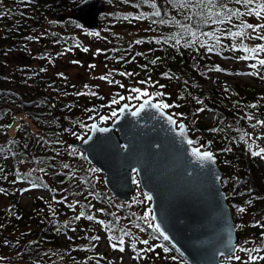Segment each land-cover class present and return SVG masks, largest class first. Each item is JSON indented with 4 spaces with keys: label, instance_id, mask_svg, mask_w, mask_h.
<instances>
[{
    "label": "trees",
    "instance_id": "obj_1",
    "mask_svg": "<svg viewBox=\"0 0 264 264\" xmlns=\"http://www.w3.org/2000/svg\"><path fill=\"white\" fill-rule=\"evenodd\" d=\"M37 1V5L32 1L35 4L31 6L33 18L43 7L67 6L75 0ZM114 1L108 0V3ZM186 2L188 6L181 7L178 0H142L130 10L104 11L99 20L100 26L108 30L104 34L106 48L102 49L104 53L95 64H101L111 54L113 63L110 62V67L125 69L128 77H141L142 82L151 80L156 87L154 96L169 105L170 111L186 119L194 140L212 146L222 166L223 186L241 234L238 248L247 251L244 263L264 264L262 259H248L250 256L264 257L263 172L256 162L258 155H252L259 151H255L251 140L248 142L245 128L237 120L240 111L264 110L260 97L264 85L246 87L239 81L232 87L225 81L227 75L240 68V63L260 65L264 50L258 46L264 45V39L260 38L264 36V28L253 30L240 28V25L242 22L264 25V18L246 14L233 16L229 21L228 10L238 8L245 12L244 6L236 0H214L212 4L207 0L204 4L198 0ZM143 6H147V10ZM27 11V8L16 10L11 3L5 7L0 0V17L5 15L7 25L5 30H0V264H116L110 254L115 248L113 245L117 244L131 246L130 255L136 264H194L173 242L154 230L156 225L152 218H142L132 211L127 200L118 201L111 191L102 188L98 192L96 178L80 174L78 182L85 188L76 193L65 187L67 181L59 179L60 175H67V171H79L63 161V155L68 151L77 159L80 150L66 138L77 136L80 128H87L92 117L73 115L79 108L76 102L82 101L81 96H76L80 91L78 86L82 89L84 86L57 79L60 66L53 68L57 84L52 86L47 80L50 69L46 57L55 55L52 51L54 41L31 47L29 51L26 47L20 48V45L26 46L37 39L31 36L25 42L35 29L28 23L29 19L23 22L22 15ZM156 11L160 16L154 14ZM161 20L165 23H160ZM127 28L134 32L133 35L126 32ZM236 31H242L244 35H228ZM57 36L63 38L61 33ZM63 42L66 41L57 39V44ZM5 44L20 48V55L5 56ZM26 57L28 61L23 60ZM53 62H59L57 55ZM260 66L264 68V65ZM221 72L224 75L218 77L219 81L211 86L205 84L211 75L217 77ZM45 76L46 80H43ZM67 86L76 87L70 91ZM202 107L212 109L215 119L213 123L197 127ZM116 108L119 105L107 112L106 117H111V111ZM79 154L84 156L83 150ZM51 177H54L55 188H51L49 197L31 193L30 203L22 202L20 193L26 188H23L26 179L31 185L27 187H51L48 180ZM70 177L71 174L68 179ZM246 215L251 218L248 220ZM89 216L93 219L89 220ZM93 220L99 226L93 227ZM76 223L82 232L78 239L72 240L71 229ZM102 232L108 238L105 250L99 249ZM63 233L66 238L61 237ZM150 233L156 237L153 241L146 239L145 234ZM138 238H142L140 242ZM247 238H252L255 245ZM144 239L148 244L143 243ZM135 245L139 250L133 252ZM162 247L169 250L165 252ZM74 252L77 256L72 257ZM232 256H238V252ZM235 260L222 257L223 264H234Z\"/></svg>",
    "mask_w": 264,
    "mask_h": 264
},
{
    "label": "water",
    "instance_id": "obj_2",
    "mask_svg": "<svg viewBox=\"0 0 264 264\" xmlns=\"http://www.w3.org/2000/svg\"><path fill=\"white\" fill-rule=\"evenodd\" d=\"M104 5L103 0L78 1L72 6L73 14L94 26ZM145 100L149 105L160 104L152 95L143 96L135 106L124 100L120 108L127 107L110 123L93 120L91 126L95 124L96 129L90 126L87 135L71 142L104 170V181L121 199L130 196L136 174L150 194L153 221L193 263L222 264V256L236 251L240 233L217 156L211 147L189 144L188 124L166 108L146 105L139 115H132ZM194 148L201 154L211 153L212 159L199 158Z\"/></svg>",
    "mask_w": 264,
    "mask_h": 264
},
{
    "label": "rangeland",
    "instance_id": "obj_3",
    "mask_svg": "<svg viewBox=\"0 0 264 264\" xmlns=\"http://www.w3.org/2000/svg\"><path fill=\"white\" fill-rule=\"evenodd\" d=\"M32 1H36L35 4L38 3L37 0H3V3L5 4V7H7L8 4L11 3L14 9L16 8V10H18L19 8V10L23 11L25 8H27L28 13L22 15L23 22H26L27 19H29L28 23H32L35 26V29L33 30L34 33L28 36L29 38L27 37L25 38V42H28L31 36L37 37V39L35 38L34 40H31L30 42L25 44L26 46L20 45V48L26 47V50L28 49V51L30 50L31 47L37 48L43 45V44H40L41 42L40 43L38 42L39 41L38 39H41L42 35L44 36V38H46L47 41L51 40L52 42V39H53L54 42L56 43L54 45L55 48H59L60 43L57 44L58 36L56 34L54 35L53 33H55L56 31L60 32L59 29L61 30V32L68 33L69 29L71 28L72 32L74 33V36H73V41H72L73 43L70 44V49L63 48V50L61 51V54L57 56L59 60L57 64H55L54 62L52 63V59L48 55L46 57V60H47L46 65L50 69V74L47 75V80H49V82L52 83V86H55L57 84V82L55 81L56 74L53 72V68L57 66H65L67 75L64 74V78L67 79L69 82H74V83L78 82L84 86L83 89L80 86H78L80 91L78 95L76 94V96H81L82 101H77V102L75 101L79 108L74 110L73 115L82 114L84 116L85 114H88V115H91L92 118L99 119V116L102 115L101 113L103 111L109 112L116 106V104L117 105L119 104V101H121L120 100L121 92L124 93L123 99L128 100L129 98L130 102H132V104H135L141 98L144 92H141V91L133 92L134 94H131L132 93L131 89L133 90L134 87L135 89H139L140 85L147 86L146 83L149 82L150 83L148 84L149 93H151V91L153 90H156V87L153 85V82L151 80L146 79L147 82H141L140 81L141 77L140 78L139 77H135V78L128 77V75L126 74L128 72H126L125 69H121L120 67L116 68L114 66L110 67V62L113 63L111 54H109V56H107V58H105L104 61L101 62V64L94 63L95 60L100 55H102V53H104L98 50V47L101 46V49L106 48V41H105L104 34L105 33L107 34L108 30L105 29L103 25L100 26L97 30H92V32L86 31L84 29V25L82 29V24L81 23L78 24L76 21L72 19L73 16L71 17L73 10H71L70 7L73 2L71 4H66L67 6L63 5L61 7L48 5V7H43L40 9V11H37L38 13L36 14L35 18H33L34 8H32L31 6L32 5L35 6V4H33ZM139 1L140 0H125V2H123L122 0H115L114 2H111L108 4L106 3V9H108L109 12H112L115 9V7H118V6L124 9H129L132 3H136ZM143 8L147 10V6H143ZM61 9H64L65 11H67V14L64 16V18H62V20H59L57 18V14L61 12ZM4 16L5 15H1L0 17V30L1 29L5 30L7 27V25L4 22V18H5ZM67 24L68 26H66ZM116 28L120 29V27H116ZM120 30L122 31V29ZM48 31L51 34H48L47 33ZM126 32L132 35L134 33L131 29H128V28L126 29ZM74 39H80L82 40V42H86L87 45L84 46V48H82ZM134 45H137V44H134ZM5 46H6L5 56L9 57L10 55L12 56L20 55V52H19L20 48L15 47L13 45L8 47V45L6 44ZM79 49L82 50L83 55H80V53H78ZM85 49H87V51H85ZM124 51L126 52L127 49L124 48ZM226 59L230 60L229 58H226ZM23 60L28 61L29 58L26 57ZM127 61L131 63L129 59H127ZM239 66L242 68L241 72L240 71L238 72L236 70L233 73H230V75H227L226 77L225 81H227L232 87L237 85L239 81L244 83L246 87L248 85L261 84V83L262 85H264V68L254 67L251 71H249L247 69V66L244 65V63H240ZM61 73L62 72L58 71V74H61ZM222 75H224V73L222 72L219 73L217 77H215L214 75H211L205 84L211 86L216 81H219L218 77ZM43 80H46V76L45 78H43ZM39 82H40V79H39ZM75 87L67 86V89L71 91ZM260 97L264 102V92H263V95ZM114 100L117 102L112 103V101ZM199 112H200L199 113L200 116L197 118V123H198L196 125L197 127H199L203 123H206V124L208 122L213 123L215 119V115L212 109H210L209 107H202L200 108ZM85 116L88 117L87 115ZM237 120L242 122L245 128L246 134H247V139H249L248 142L250 140L253 142L255 151H258L257 146L264 148V124L257 123L258 121H264V110H261V109L258 110L255 108H251L247 110L246 112L245 110L240 111V113L238 114ZM86 129H89V128L78 129L79 131L78 135L73 136V137L81 136L82 135L81 132L85 131ZM37 131L43 133V130L41 129H37ZM69 138L71 137L66 138L68 142H69L68 140ZM81 150L82 149L80 148L79 152ZM78 153H77V159H74L70 151H68V153L63 155V161L65 163H68L69 166L73 165L79 169V171H72V172L67 171L68 172L67 175L64 174V175L59 176L60 180L67 181L68 184L65 187L69 188L72 193L78 192L80 188H85L84 185L78 182V180L80 179V174H83V175L91 176L92 179L96 178L94 180L96 181L98 192H101L102 188H104L107 192H110L105 181L103 180V170L95 166L93 163L92 165H90L89 162L91 160H88V158L85 156V153H84V156L83 154L78 155ZM258 158L259 159L256 160V162L260 164V167H261L260 170L263 172V173L261 172L263 174L261 175V177L263 179L264 178V155H258ZM60 164L61 163H59V165ZM69 174H71V177L68 179ZM53 178L54 177H51V179L48 178L49 184H51V187L50 186H38L37 188H34V187L31 188L34 190H30L29 188H27L21 191L20 196H21L22 202L25 203V205L29 204L30 200L33 197L31 193H35V194L40 193L42 195H45L46 197H49L51 195L52 189L55 188L54 183H52L54 182ZM135 179H136V185L134 189H132L130 196L124 200L128 201V204L130 207H132L133 212H137V214H139L142 218L149 220L150 218H152V214H151L152 211L149 205L151 200L147 198L149 196V192L147 190H143L138 178H135ZM27 180L28 179H26L25 181ZM114 196L117 198L118 201H124L118 198L115 193H114ZM232 212L234 216L233 207H232ZM69 214L72 215V213L70 212ZM246 217H248V220L251 218L248 215H246ZM246 217H245V220H246ZM91 224L93 225V227L99 226L98 222L95 220L91 221ZM75 225L76 226L71 229L73 231L71 232L72 236L74 237L72 240L78 239L80 233L82 232V228H79V223H76ZM145 235L148 241L150 240L153 241V239H156V237L152 235V233L145 234ZM261 236L263 235H260V237ZM61 237L66 238L65 233L61 234ZM68 237H71V235L69 234ZM99 238L101 239V242L99 244V249L105 250V248L108 247L107 245L108 238L106 237V233L102 232ZM141 239L142 238H138L139 242L141 241ZM248 239L251 244L255 245V241L252 238H247V240ZM125 243L128 244L129 242L126 240ZM130 247L131 246L129 244L128 246L126 245V247L124 248L121 247L123 251L120 250L121 249L120 247L118 246L115 247L110 254V256L112 257V260H114L116 264H136V261L130 255L131 253L129 250ZM132 248H133V245H132ZM242 248L243 247L238 248L237 246L236 251H234L235 253L238 252V256L241 258L239 261L235 260L234 264H258V263H253V262L244 263L246 259L244 258V256L246 254L245 252L247 251L242 250ZM162 249L164 250L163 247ZM138 250H139L138 245H135L132 251L134 252ZM71 256L72 257L77 256V253L74 252Z\"/></svg>",
    "mask_w": 264,
    "mask_h": 264
},
{
    "label": "snow or ice",
    "instance_id": "obj_4",
    "mask_svg": "<svg viewBox=\"0 0 264 264\" xmlns=\"http://www.w3.org/2000/svg\"><path fill=\"white\" fill-rule=\"evenodd\" d=\"M88 2H89V0H81V3H83V4H87ZM145 2H148V0H145ZM178 2H179V4H180L181 7H187L188 6L186 0H178ZM198 2L200 4H204L205 3V0H198ZM213 2H214V0H207V3L208 4H212ZM236 3L244 6L245 12H241L240 9H238V8L237 9L228 10L226 12V16H227V19L229 21L231 20V18L233 16H243V15H246V14L247 15H253L254 14L257 17L264 18V0H236ZM252 5H256V6L255 7H251ZM153 6H155V5H153ZM221 7L222 8H225V9L227 8L226 5H221ZM210 11L211 10L209 9V12ZM154 14L156 16H160V12L159 11H156ZM204 22L206 23L207 21H204ZM216 22L217 21H213V23H216ZM219 22L222 23L223 20H221ZM160 23H165V21L164 20H161ZM240 28H248V29L255 30L257 28H264V25H253V24H250V23H244V22H242L241 25H240ZM228 35L235 36V37H240V36H243L244 33L242 31H236V32L228 33ZM260 38L261 39H264V36H261ZM178 42L179 41H177V43ZM258 48L260 50H264V45H259ZM208 50L211 51L212 49L209 48ZM85 51H87V49H85ZM245 51H247V49H245ZM244 59H247V57H244ZM259 64L260 65H264V60H259ZM253 67H256V65H253ZM132 91H134V92H140V89H133ZM143 95H148V93L147 92H144ZM157 95H161V94L160 93H157ZM121 99H123V97H121ZM116 102L117 101H115V100L112 101V103H116ZM146 105H148L150 107H157V108H161V107L162 108H168L169 107V105H167V104H162V105L161 104L149 105V102L147 100H145L144 104H142L139 109H137L135 112H133L132 115H134V116L139 115L140 110L143 109ZM126 107L127 106L125 105V107L120 108L119 111L120 112H123ZM116 115H117V112L116 111H113L112 112V116L115 117ZM169 120H171V117H169ZM257 123L264 124V121H258ZM91 127L94 130L96 129V125L95 124H93ZM98 130L101 131V132L108 131L107 128H100ZM180 134L181 135L184 134V128H183L182 125L180 126ZM90 138L91 137H89V139ZM188 143L191 144L193 142L191 140H189ZM193 153L196 154L199 158L204 159V160H211L212 159V154L209 153V152H204V153L201 154L200 151H199V149H195L194 148L193 149ZM252 155L253 156H256V155H264V148L260 149L259 152H252ZM147 198L148 199H151L150 196H148ZM243 210L244 209H240V211H243ZM81 215H83V213H81ZM77 219H79V217H77ZM88 219L91 220V219H93V217L92 216H89ZM149 226L151 227L152 225H149ZM154 230L157 231V232H161L159 225H156ZM161 235H163V238L165 240H168L169 239V237L167 235L163 234L162 232H161ZM96 239H98V237ZM121 243H123V241H121ZM143 243L144 244H148V241L147 240H144ZM113 247H116V245H113ZM120 250L123 251L122 248ZM149 250H151V249H149ZM168 250H169L168 248H165L164 249L165 252H167ZM221 255H223V253H221ZM172 258L175 259V257H172ZM228 258L229 259H236V260H240L241 259L239 256H230ZM257 259L264 260V257H257V256H250L249 257V260L250 261H256Z\"/></svg>",
    "mask_w": 264,
    "mask_h": 264
}]
</instances>
